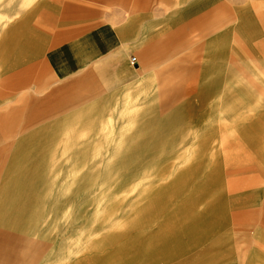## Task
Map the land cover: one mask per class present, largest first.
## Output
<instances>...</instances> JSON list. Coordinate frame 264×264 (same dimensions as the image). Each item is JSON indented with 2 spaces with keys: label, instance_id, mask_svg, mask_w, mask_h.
<instances>
[{
  "label": "rangeland",
  "instance_id": "1",
  "mask_svg": "<svg viewBox=\"0 0 264 264\" xmlns=\"http://www.w3.org/2000/svg\"><path fill=\"white\" fill-rule=\"evenodd\" d=\"M217 4L214 16L234 22L210 35ZM104 22L124 34L121 48L132 34L188 46L156 83L139 74L135 88L157 97L82 94L41 105L35 119L34 90L62 82L50 50ZM230 80L245 97L236 112L226 110ZM133 100L129 122L118 106ZM0 264H264V0H0Z\"/></svg>",
  "mask_w": 264,
  "mask_h": 264
},
{
  "label": "crops",
  "instance_id": "2",
  "mask_svg": "<svg viewBox=\"0 0 264 264\" xmlns=\"http://www.w3.org/2000/svg\"><path fill=\"white\" fill-rule=\"evenodd\" d=\"M162 1V0H161ZM65 12L71 15H81V13L87 12L85 9L76 5H64ZM220 7L219 4L215 5L213 7L212 15L213 19L211 24L204 29L207 33L210 35L214 34L217 35L221 32V27L226 26L227 24H231V22H234V18L231 21L230 18L232 17L231 14L229 19H227V23L223 22L222 20L226 18H221V15L214 14L217 11V8ZM227 10V14H228ZM42 20L44 22L49 20L42 16ZM130 20L123 26L124 28H130ZM105 24L102 23L96 28L89 29L88 31H85L83 33H79L75 36L69 37L68 39H65L61 43L55 45L50 52L47 55V61L49 65L52 67H55L59 69L54 70L56 73H62L58 77V81H62L59 83V85H56L55 87H52L47 90L50 86L44 87L42 90L36 89L34 90L36 93V100L34 106L31 105L32 110H36V117L35 119H38L40 116L39 111L41 110V105H51V104H68V101H70L72 98H75L76 96L82 95V94H97L99 98L105 93L106 91H109L111 94H114V89L122 88V87H128L125 91L121 92L119 96H116L115 99L118 97L126 98L127 96L131 95V97H135L136 101H142L141 99L145 96L152 95L154 92L156 93L157 97V91L154 90L153 87H149L148 85L142 86L141 89L138 86H135L134 83L138 80L139 74H148L151 72L153 73L155 83H156V73L157 69H161L164 66L167 65V62L173 60L174 58L180 57L179 54L181 52L185 51V48H187L188 42H177L173 45H169L168 49L161 47L162 44L159 41H155L153 44L147 45V42L150 38L142 39L140 40L139 37H137L135 34H132V38L130 37L128 40L127 45L128 47L121 48L122 41L125 39L124 34L120 33V29L116 30L110 34L109 30L104 28ZM88 25H86L87 27ZM154 27L153 23H148L144 27V31L146 32H152V28ZM79 27L75 26L74 29H78ZM72 27L64 28L59 31H56L55 35L57 37L62 38L64 36H67L69 33L72 32ZM217 32H213L217 30ZM220 29V30H219ZM139 39V41L135 42V39ZM210 38V37H208ZM132 39V40H130ZM35 51L28 49L26 50L27 54V61H29V55L36 53H41L45 49L44 43H39L38 45L34 46ZM113 53V54H112ZM136 53L138 58L134 55L131 56V54ZM32 57V55H31ZM135 57V62H131V58ZM103 58V61L100 59ZM100 60V61H99ZM29 63V62H28ZM104 64L106 66H104ZM88 66L85 70L80 71L82 67ZM241 63L240 61L233 60L231 64V69L233 71H237V77L238 80H242L243 76L241 75L242 69H240ZM27 68H25V64L22 67V72L25 73ZM158 69V70H159ZM168 69V68H166ZM165 69V70H166ZM171 72L167 74H163L162 80L168 81L172 75H173V69L169 68ZM164 70V71H165ZM245 70V69H244ZM246 68V72H248ZM28 70L26 71L27 74ZM72 78L74 79V82ZM78 80H80L78 82ZM102 80V81H101ZM238 80H230V83H224V87H232L231 89L227 90L226 94L228 93H234L236 98L230 99L229 97L226 99V102L229 104V106L226 108L227 111H238L237 105L231 106L233 103H239L245 100L243 91L240 90L239 86L241 83ZM140 84V83H139ZM107 87V88H106ZM137 87V88H135ZM252 88L253 93H257L255 86L250 85ZM239 88V89H238ZM147 89V90H146ZM40 90V91H39ZM158 90V89H157ZM108 92V93H109ZM98 98V99H99ZM148 98V97H147ZM146 98V102H147ZM96 99V100H98ZM145 99V97H144ZM154 96L152 99H149V101H154ZM90 101L89 104L96 101ZM253 101V100H252ZM117 103V101H116ZM134 104V100L119 104L118 109L119 110H128L127 114H122L120 116H124L128 119L130 118H137V113L135 112L136 107ZM123 108V109H122ZM248 109H241V115L236 116L237 118L240 117H246L245 115L249 112ZM254 115H250V117H253ZM250 125V124H249ZM248 124L244 125L243 128L239 126V123L235 124V127H240V133L244 135L248 130ZM224 129V135L225 136H233L238 135L240 133L237 132V130H231V127H225ZM247 128V130H245ZM227 131L229 132V135L227 134ZM233 140L236 142L240 141L236 137H233ZM252 142H256V140L253 138ZM259 177L255 175H249V176H242L240 178H235L232 180V186L238 187L241 184H246L247 182H250L252 180L257 181ZM230 185V186H231Z\"/></svg>",
  "mask_w": 264,
  "mask_h": 264
},
{
  "label": "built area",
  "instance_id": "3",
  "mask_svg": "<svg viewBox=\"0 0 264 264\" xmlns=\"http://www.w3.org/2000/svg\"><path fill=\"white\" fill-rule=\"evenodd\" d=\"M131 62L134 63L135 62V57L131 58Z\"/></svg>",
  "mask_w": 264,
  "mask_h": 264
},
{
  "label": "bare ground",
  "instance_id": "4",
  "mask_svg": "<svg viewBox=\"0 0 264 264\" xmlns=\"http://www.w3.org/2000/svg\"><path fill=\"white\" fill-rule=\"evenodd\" d=\"M28 115V114H27ZM134 118L128 117L129 122L133 121Z\"/></svg>",
  "mask_w": 264,
  "mask_h": 264
}]
</instances>
